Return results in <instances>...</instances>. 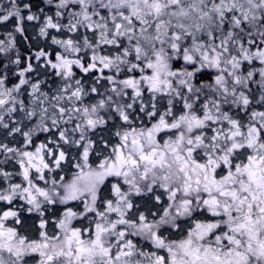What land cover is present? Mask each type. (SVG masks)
Returning <instances> with one entry per match:
<instances>
[{"label": "snow or ice", "instance_id": "obj_1", "mask_svg": "<svg viewBox=\"0 0 264 264\" xmlns=\"http://www.w3.org/2000/svg\"><path fill=\"white\" fill-rule=\"evenodd\" d=\"M0 264H264V0H0Z\"/></svg>", "mask_w": 264, "mask_h": 264}]
</instances>
